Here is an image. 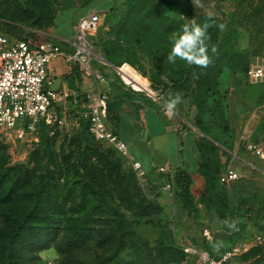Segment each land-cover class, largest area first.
I'll use <instances>...</instances> for the list:
<instances>
[{
	"label": "trees",
	"instance_id": "1",
	"mask_svg": "<svg viewBox=\"0 0 264 264\" xmlns=\"http://www.w3.org/2000/svg\"><path fill=\"white\" fill-rule=\"evenodd\" d=\"M56 1L0 0V30L14 32L19 29L20 32L12 35L22 36L29 27L46 29L54 21ZM236 2L240 7L239 14L235 21L228 23L225 12L219 8L220 15L196 13L191 7H188L186 17L173 18L168 15L174 5L188 6V0H128L127 8L118 13V22L111 25L109 36L102 39L100 50L105 60L114 66L133 62L127 49L129 46H156V50L163 51L162 56L167 61L172 38L180 34L183 24L195 19L198 24L207 22L211 25L207 30L209 39L206 43L212 63L207 68H198L177 59L175 65L170 67L172 71L168 85L190 96L194 105V121L203 133L198 135L196 145L199 152L197 171L205 179L204 192L195 199L191 191V174L184 168H177L174 178L181 204L191 215L199 213L198 203H201L206 210L215 211L219 223L227 224V234L236 235L238 241L254 233L264 234V195L251 189L245 190L244 179L239 177L230 184L232 194L236 196L232 204L229 186L220 181V174L230 160L222 161L220 148L209 137L212 134L204 120L206 113L214 109L211 111L216 113L222 132L227 134L231 130L221 97L220 76L225 69L246 76L252 60L258 56L264 57V0ZM221 24L225 25L223 30L219 27ZM240 29L247 31L248 46L245 48L233 46ZM212 46L217 48L216 54L211 52ZM105 66L101 65L103 71ZM65 79L69 87L80 90L82 73L77 65L71 67ZM212 97L213 103L210 104ZM121 101V98L112 99L108 96V122L116 134L120 121L117 108ZM40 126L48 131L59 128L58 125L49 126L45 123ZM75 129L77 137L85 141L87 146L92 145L100 158L106 159V156L100 153L98 144L114 148L97 141L85 120H81ZM83 166L84 175L94 182L91 191L83 189L79 202L74 194L61 199L55 195L46 196L41 187L31 191L36 185L29 171H24L23 175L12 173L11 168L0 171V264H39L40 252L52 247L60 254L58 264H170L166 254L175 251L176 246L172 242L170 230L164 229V226V240L159 241L156 249L144 239L140 244L133 242L129 245L127 242V227L140 223L141 217L157 213L160 209L158 203L148 199L137 188L135 174L131 173L133 182H128V186L132 185V194L121 191L124 185L122 176L114 179V187L119 191L122 202L126 201V206L137 212L138 219L127 220L121 209L109 202L107 184L95 171ZM242 205L251 222L258 226L257 232L244 234L243 228L235 222V213ZM68 207H77L80 214L69 226H64L61 216ZM92 243L99 248L94 257L90 260L79 257L78 253L89 248ZM127 248L128 256L123 257L121 254Z\"/></svg>",
	"mask_w": 264,
	"mask_h": 264
},
{
	"label": "rangeland",
	"instance_id": "2",
	"mask_svg": "<svg viewBox=\"0 0 264 264\" xmlns=\"http://www.w3.org/2000/svg\"><path fill=\"white\" fill-rule=\"evenodd\" d=\"M192 5L191 8L196 13H216L215 9L204 5L198 7ZM239 9L236 0L227 2L224 12L228 23L236 20ZM3 28L6 27L3 26ZM0 32L6 33L7 30L2 29ZM18 32L20 30L15 29L14 32L7 33L12 35ZM109 32V29H103V27L97 30L94 36L97 51H99L102 39L108 37ZM38 38L40 37L38 36ZM247 42V32L245 29H240L233 46L245 48ZM124 45L128 46V44ZM127 49L133 60L129 64L148 78L153 90L161 93L169 88L172 71L170 67L175 63L168 64L162 56L164 55L162 50H156V46L143 48L129 46ZM261 65H264V57H255L251 62L252 67ZM104 72L108 77L122 81L113 68L110 70L108 66H105ZM242 77V83L239 86L236 82L232 84L228 82V79L222 78L221 97L225 104L226 114L230 119L231 130L227 134L222 132L216 113L211 111L214 109H210L206 113L204 120L212 134L209 137L220 148L223 162L232 159L235 144L239 142L236 151L238 157L234 158L233 164L237 168L240 179H244L243 188L264 195V160L243 147V137L252 142L264 143V79L249 74L242 75ZM56 83H59V79ZM212 103L213 97L210 99V104ZM194 114L195 108L189 118L192 124L189 125V129H194L197 135H202L203 133L194 121ZM71 122L72 119L68 115L66 124L49 131L42 129L41 126L32 132L24 133L15 128L1 130L0 171L11 168L12 173L16 172L19 175H23L24 171H29L36 185L32 187L31 191L41 187L46 196L55 195L61 199L69 194H74L79 202L83 189L91 191L94 182L84 175L83 165H86L107 184L106 194H109V202L115 204L118 209L120 208L127 220L138 219L137 212L126 206V201L122 202L119 191L114 187V179L122 176L124 185L121 191L124 194L129 192L132 194L130 190L132 185L128 186V182H133L131 180V173L133 172L136 176L137 188L148 199L158 203L160 209L157 213L141 217L140 223L128 226L127 242L129 245L133 242L140 244L144 239L156 249L159 241L164 240L162 233V226H164V229L170 230L172 242L176 246L175 251L166 254V259L170 260V264H199L198 254L190 252L189 248L210 249L218 247L221 251L237 241L236 235L227 234V224L219 223L215 211H208L204 208V214H200L199 211L196 216H193L182 206L175 185V171L170 174L158 175L156 184L150 185L143 173L134 169L132 159L128 154L116 148L98 144L100 153L106 156V159L105 157L100 158L93 151L92 145L87 146L85 141L77 137L76 127H73ZM187 150H189V146H187ZM228 186L231 192L230 199L234 204L236 196L232 194V186ZM163 195L166 198H163ZM105 196L108 197V195ZM244 207L242 205L240 210L236 211L235 222L243 228L244 234L257 232L258 226L251 222L249 215L244 211ZM79 214L80 211L77 207H68L61 216V223L64 226H69ZM97 250H99L97 245L92 243L89 248L79 252L78 255L83 259L90 260ZM128 253L129 248L125 249L121 255L127 257ZM39 255V264H58L60 259V254L54 247L41 251Z\"/></svg>",
	"mask_w": 264,
	"mask_h": 264
},
{
	"label": "built area",
	"instance_id": "3",
	"mask_svg": "<svg viewBox=\"0 0 264 264\" xmlns=\"http://www.w3.org/2000/svg\"><path fill=\"white\" fill-rule=\"evenodd\" d=\"M100 21L97 11L81 17L74 36L66 40L65 45H60L53 38H38L40 30L34 27L27 28L22 36L0 33V131L15 128L21 133L32 132L42 123L62 127L69 115L73 127H78L80 121L85 120L97 141L128 154L126 143L108 122L109 93L106 84L109 78L101 65L111 66L131 89L149 94L154 92L144 86H135V79L128 81L125 78L128 63L109 65L96 50L94 36L100 27ZM58 56H63L70 68L77 65L82 76L93 81V88H80L78 91L69 86H56L50 62ZM248 74L264 79V65L251 66ZM149 86L151 87L150 83ZM243 138L244 149L264 160V143ZM235 146L232 159L220 174V181L225 185H230L239 178L233 164L234 158L238 157L236 151L239 142ZM129 157L134 169L142 172L141 163ZM262 246L264 234L254 233L220 255L203 248H189V251L198 254L199 264H223L233 256Z\"/></svg>",
	"mask_w": 264,
	"mask_h": 264
},
{
	"label": "crops",
	"instance_id": "4",
	"mask_svg": "<svg viewBox=\"0 0 264 264\" xmlns=\"http://www.w3.org/2000/svg\"><path fill=\"white\" fill-rule=\"evenodd\" d=\"M227 2L223 0H200V5L215 9V14L220 15L219 9L224 11ZM192 4V0H188V6L174 5L168 11V15L173 18L186 17L188 7H192ZM127 6L128 0H57L54 21L46 29L40 30L39 37L41 39L53 38L60 45H65V41L74 36L76 25L81 17L92 11H97L101 18L99 29L102 27L103 29H110L111 25L118 22V13L126 9ZM245 32L247 31L245 30ZM98 52L102 54L100 48ZM108 67L110 70L112 69L111 66ZM50 68L56 86H68L65 75L70 72L71 68L66 59L63 56L52 59ZM108 78L106 88L109 95L112 99L118 97L122 100L117 108L120 121L116 131L126 143L128 155L141 163L142 173L147 182L150 185L156 184L158 175L170 174L177 168H184L191 174V191L197 200L204 192L205 179L197 171L199 152L196 139L198 135L194 129H189V125H192L189 118L194 111L190 96L170 87L161 93L152 89L154 94H149L146 91L128 88L123 81L113 77L109 76ZM222 78L228 79V82L232 84L236 82L239 86L243 77L240 73H232L225 69L220 76L221 85L223 83ZM57 79H59V83H56ZM80 87L91 89L93 88V81L82 76ZM170 92L179 93L182 96V102L171 117L164 110L165 103L170 99ZM187 146H189V150H187ZM198 208L200 214H204L205 209L201 203H198ZM209 250L215 255H220L227 249L220 251L218 247H214ZM263 252L264 246L255 248L249 252L233 256L223 264H264Z\"/></svg>",
	"mask_w": 264,
	"mask_h": 264
},
{
	"label": "clouds",
	"instance_id": "5",
	"mask_svg": "<svg viewBox=\"0 0 264 264\" xmlns=\"http://www.w3.org/2000/svg\"><path fill=\"white\" fill-rule=\"evenodd\" d=\"M192 2L196 7L200 5V0H192ZM209 27H211L209 23L205 22L201 25L196 23L195 19L183 24L180 34L172 38V47L167 55V61L175 63L179 59L185 61L188 65L207 68L212 63V57L209 55V46L206 43V40L209 39L207 35ZM219 27L223 30L225 25L221 24ZM217 51V48L212 46L211 52L216 54ZM169 97L170 99L164 105V110L171 117L182 102V96L179 93L173 94L170 92Z\"/></svg>",
	"mask_w": 264,
	"mask_h": 264
},
{
	"label": "bare ground",
	"instance_id": "6",
	"mask_svg": "<svg viewBox=\"0 0 264 264\" xmlns=\"http://www.w3.org/2000/svg\"><path fill=\"white\" fill-rule=\"evenodd\" d=\"M125 78L130 81L133 80L135 86H144L148 89L152 88L149 86V80L145 76H143L141 73H139L136 69H133L131 65L128 66V70H126Z\"/></svg>",
	"mask_w": 264,
	"mask_h": 264
},
{
	"label": "water",
	"instance_id": "7",
	"mask_svg": "<svg viewBox=\"0 0 264 264\" xmlns=\"http://www.w3.org/2000/svg\"><path fill=\"white\" fill-rule=\"evenodd\" d=\"M109 63V62H108ZM109 64H111V63H109Z\"/></svg>",
	"mask_w": 264,
	"mask_h": 264
}]
</instances>
